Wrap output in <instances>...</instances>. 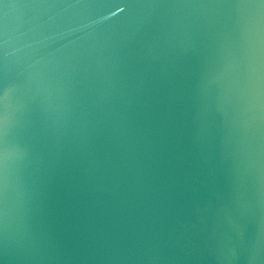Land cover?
Masks as SVG:
<instances>
[{
    "label": "water",
    "instance_id": "water-1",
    "mask_svg": "<svg viewBox=\"0 0 264 264\" xmlns=\"http://www.w3.org/2000/svg\"><path fill=\"white\" fill-rule=\"evenodd\" d=\"M0 264H264V0H0Z\"/></svg>",
    "mask_w": 264,
    "mask_h": 264
}]
</instances>
